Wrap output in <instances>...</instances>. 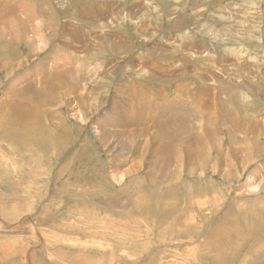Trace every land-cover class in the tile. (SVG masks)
Segmentation results:
<instances>
[{
    "label": "rangeland",
    "instance_id": "1",
    "mask_svg": "<svg viewBox=\"0 0 264 264\" xmlns=\"http://www.w3.org/2000/svg\"><path fill=\"white\" fill-rule=\"evenodd\" d=\"M0 264H264V0H0Z\"/></svg>",
    "mask_w": 264,
    "mask_h": 264
},
{
    "label": "bare ground",
    "instance_id": "2",
    "mask_svg": "<svg viewBox=\"0 0 264 264\" xmlns=\"http://www.w3.org/2000/svg\"><path fill=\"white\" fill-rule=\"evenodd\" d=\"M176 117V116H175ZM210 117V116H209ZM185 118V117H184ZM206 123V122H205ZM208 123V122H207ZM210 135V134H209ZM182 154V153H181Z\"/></svg>",
    "mask_w": 264,
    "mask_h": 264
}]
</instances>
